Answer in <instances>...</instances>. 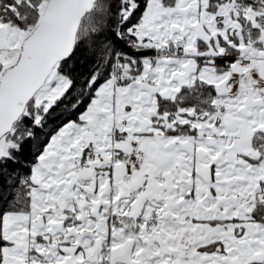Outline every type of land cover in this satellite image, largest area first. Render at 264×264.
Returning <instances> with one entry per match:
<instances>
[{
  "label": "snow or ice",
  "instance_id": "1",
  "mask_svg": "<svg viewBox=\"0 0 264 264\" xmlns=\"http://www.w3.org/2000/svg\"><path fill=\"white\" fill-rule=\"evenodd\" d=\"M0 264H264V0H0Z\"/></svg>",
  "mask_w": 264,
  "mask_h": 264
}]
</instances>
